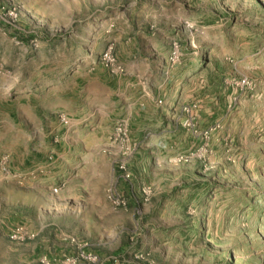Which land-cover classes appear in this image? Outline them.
I'll use <instances>...</instances> for the list:
<instances>
[{"label": "rangeland", "instance_id": "rangeland-1", "mask_svg": "<svg viewBox=\"0 0 264 264\" xmlns=\"http://www.w3.org/2000/svg\"><path fill=\"white\" fill-rule=\"evenodd\" d=\"M0 264H264V0H0Z\"/></svg>", "mask_w": 264, "mask_h": 264}, {"label": "built area", "instance_id": "built-area-1", "mask_svg": "<svg viewBox=\"0 0 264 264\" xmlns=\"http://www.w3.org/2000/svg\"><path fill=\"white\" fill-rule=\"evenodd\" d=\"M128 176V175H126ZM112 202L116 205H126V201L124 199V197H122L121 195L117 194V193H113L112 194ZM19 234H20V230L18 228H16L15 230H13L11 232L10 238L11 240H16L19 238Z\"/></svg>", "mask_w": 264, "mask_h": 264}]
</instances>
